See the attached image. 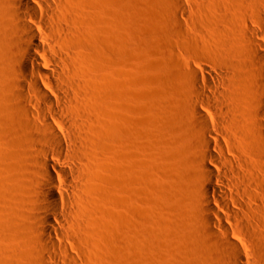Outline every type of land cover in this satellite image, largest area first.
Wrapping results in <instances>:
<instances>
[{"label": "bare ground", "instance_id": "bare-ground-1", "mask_svg": "<svg viewBox=\"0 0 264 264\" xmlns=\"http://www.w3.org/2000/svg\"><path fill=\"white\" fill-rule=\"evenodd\" d=\"M92 1L0 0V264H9L5 234L17 227L26 232L16 236L48 257L36 259L64 264L59 255L74 237L76 209L92 201V172L107 158L111 137L118 204L131 202L133 85L118 80L112 63L95 61L108 50L96 36L113 30L116 2ZM172 1L170 29L179 34L186 11ZM256 1L210 0L211 36L239 35L242 57L228 58L232 74L183 79L190 93L174 129L184 172L174 185L188 190L184 207L199 264H264V51L244 32L264 34ZM94 68L103 73L87 72ZM138 163L142 171L146 161Z\"/></svg>", "mask_w": 264, "mask_h": 264}, {"label": "rangeland", "instance_id": "rangeland-1", "mask_svg": "<svg viewBox=\"0 0 264 264\" xmlns=\"http://www.w3.org/2000/svg\"><path fill=\"white\" fill-rule=\"evenodd\" d=\"M236 1L238 4L242 2ZM243 1L250 7L254 6L252 1ZM102 2L92 1L100 6L106 5L108 0ZM115 2L113 30L107 29L96 36L97 43L108 50L105 55L94 56L96 62L112 63L119 81L128 79L133 85V105L129 117L134 153L131 202L118 204V174L111 137L107 142L108 154L107 150L104 154L107 158L105 156L100 166L92 168L95 175L91 194H88L91 203L87 197V206L83 204L77 209L74 206L79 211L73 218L77 233L72 232L74 237L65 241L68 254L60 253V261L70 264L71 258H74L72 264H199V259L193 253L195 242L190 237L192 226L188 220V210L184 207L188 204V190L181 192L182 187L174 185L177 172H184L180 159L181 134L174 129L177 125L176 115L179 108H187L185 97L190 91L183 85L185 76L191 79L197 76L202 83L210 81L208 75L218 77L232 74L227 61L242 57L239 48L242 38L236 34H232V38L231 34L225 35L224 32L211 36L210 0H180L186 15L181 26L183 32L179 34L170 29L174 24L170 19L174 10L172 0ZM256 2L264 7V0ZM196 5L202 7L197 12ZM248 16L252 22L256 20V16ZM260 28L264 30L262 25ZM244 32L250 41L260 44L264 51V34L255 36L249 29ZM230 37L232 42L229 41ZM42 64L47 66L44 61ZM87 72L103 73L101 68ZM177 157L180 158L176 160ZM141 160L146 161L142 171L138 163ZM80 210H85L88 216ZM180 222L184 225L180 226ZM18 228L5 234L8 235L5 256L9 264L46 263L36 257L44 254L46 258L47 254L42 250L34 252L37 247L32 246L28 238L23 242V238L16 236L18 231H24ZM11 238H15L14 241ZM18 238L20 241L16 243ZM26 241L31 246L23 248ZM60 241L57 240V243L61 244ZM21 244L23 247L19 246Z\"/></svg>", "mask_w": 264, "mask_h": 264}]
</instances>
